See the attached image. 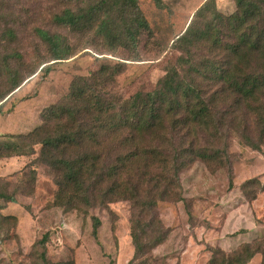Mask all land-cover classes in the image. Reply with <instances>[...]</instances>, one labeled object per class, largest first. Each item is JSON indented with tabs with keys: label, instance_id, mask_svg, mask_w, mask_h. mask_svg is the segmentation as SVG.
<instances>
[{
	"label": "rangeland",
	"instance_id": "1",
	"mask_svg": "<svg viewBox=\"0 0 264 264\" xmlns=\"http://www.w3.org/2000/svg\"><path fill=\"white\" fill-rule=\"evenodd\" d=\"M87 2L0 0V264H42V253L74 264H208L211 250L229 253L245 243L260 249L245 264H264V140L253 149L228 121L226 150L180 172L181 200L157 203L154 214L166 234L156 245L140 233L135 247L128 200L80 210L55 204L59 175L26 135L63 100L71 82L103 65L112 78L101 89L107 96L124 100L150 91L185 55L177 38L202 5L207 9L195 18L199 29L214 11L236 10L235 0H138L148 27L131 44L120 36L116 7L109 34L99 32L108 16L95 17L92 27L54 23V13ZM37 28L55 35V43L44 41ZM191 49L195 62L209 57L205 48ZM250 131L257 136L256 126ZM18 151L25 156H14ZM93 216L100 222L96 236Z\"/></svg>",
	"mask_w": 264,
	"mask_h": 264
},
{
	"label": "trees",
	"instance_id": "2",
	"mask_svg": "<svg viewBox=\"0 0 264 264\" xmlns=\"http://www.w3.org/2000/svg\"><path fill=\"white\" fill-rule=\"evenodd\" d=\"M235 3L232 14L214 11L203 29L196 26V19L207 6L197 10L177 38L185 44V55L169 67L156 88L124 100L107 96L101 89L112 78L102 65L93 76L75 78L63 100L46 109L42 123L26 137L40 146L41 159L59 175L56 205L80 210L128 200L135 247L140 233L156 245L166 234L154 214L157 203L181 200L180 172L198 158L210 161L226 150L227 121L245 144L260 148L264 0ZM114 7L121 21L120 36L134 44L140 29L148 27L138 0H88L77 10L65 7L54 13L53 21L71 28L92 27L97 24L95 17L108 16L100 22L99 32L109 34L110 16L117 17L110 15ZM37 32L44 41L55 43V35L40 28ZM191 47L205 48L209 57L195 62ZM220 102L227 106L217 112ZM253 125L257 136L250 131ZM13 155L25 156L20 151ZM92 220L96 236L100 222L96 216ZM259 251L252 243L229 253L213 249L208 264H245ZM41 257L42 264H74L52 262L45 253Z\"/></svg>",
	"mask_w": 264,
	"mask_h": 264
}]
</instances>
